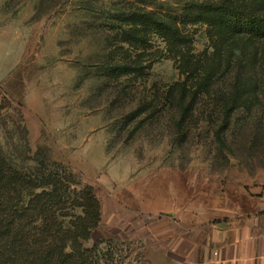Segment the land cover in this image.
Listing matches in <instances>:
<instances>
[{
    "label": "rangeland",
    "instance_id": "374dc122",
    "mask_svg": "<svg viewBox=\"0 0 264 264\" xmlns=\"http://www.w3.org/2000/svg\"><path fill=\"white\" fill-rule=\"evenodd\" d=\"M183 1L186 19L199 3L241 2ZM84 3L0 0V104L9 127L27 126L32 154L47 148L93 186L102 220L89 244L126 240L125 264H148L149 252H171L191 221L239 216L264 202V92L228 128L207 97L180 131L167 89L183 79L188 55L205 59L235 38L213 44L201 24L178 35L158 30L145 52L106 32ZM175 41L187 44L180 54ZM116 61L148 63V74L105 70Z\"/></svg>",
    "mask_w": 264,
    "mask_h": 264
},
{
    "label": "trees",
    "instance_id": "16d2710c",
    "mask_svg": "<svg viewBox=\"0 0 264 264\" xmlns=\"http://www.w3.org/2000/svg\"><path fill=\"white\" fill-rule=\"evenodd\" d=\"M84 1L88 15L106 32L145 52L158 30L178 35L186 26L201 24L213 44L235 38L205 59L188 55L183 79L167 89L180 131L207 97L219 106L221 126L228 128L233 114L250 109L253 97L264 92L259 70L264 65V0H241L233 7L199 3L192 19L181 15L183 0ZM172 46L180 54L187 44ZM104 68L117 76L147 75L149 64L116 61ZM9 117L0 104V126L6 128V142L0 140V264H125L121 245L126 240L107 237L89 244L102 220L93 186L68 163L52 160L47 148L32 154L27 126L14 122L9 127Z\"/></svg>",
    "mask_w": 264,
    "mask_h": 264
},
{
    "label": "crops",
    "instance_id": "0c3cea01",
    "mask_svg": "<svg viewBox=\"0 0 264 264\" xmlns=\"http://www.w3.org/2000/svg\"><path fill=\"white\" fill-rule=\"evenodd\" d=\"M190 225L171 252L153 248L148 264H264V202L239 216Z\"/></svg>",
    "mask_w": 264,
    "mask_h": 264
}]
</instances>
